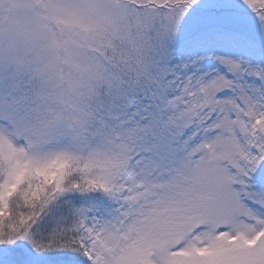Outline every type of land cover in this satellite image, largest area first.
Segmentation results:
<instances>
[{
    "label": "snow or ice",
    "instance_id": "snow-or-ice-1",
    "mask_svg": "<svg viewBox=\"0 0 264 264\" xmlns=\"http://www.w3.org/2000/svg\"><path fill=\"white\" fill-rule=\"evenodd\" d=\"M0 264H264V0H0Z\"/></svg>",
    "mask_w": 264,
    "mask_h": 264
}]
</instances>
